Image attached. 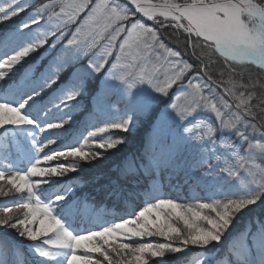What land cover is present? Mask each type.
<instances>
[{"label": "snow or ice", "instance_id": "6c2138e0", "mask_svg": "<svg viewBox=\"0 0 264 264\" xmlns=\"http://www.w3.org/2000/svg\"><path fill=\"white\" fill-rule=\"evenodd\" d=\"M169 26L196 40L195 60L169 46ZM252 73L264 81V0H7L0 196L21 194V215L4 203L0 264H264V82ZM165 179L205 195L162 196ZM136 199L133 219L85 212Z\"/></svg>", "mask_w": 264, "mask_h": 264}, {"label": "trees", "instance_id": "16d2710c", "mask_svg": "<svg viewBox=\"0 0 264 264\" xmlns=\"http://www.w3.org/2000/svg\"><path fill=\"white\" fill-rule=\"evenodd\" d=\"M173 36L179 37V39H173ZM187 34L183 33L181 29H174L173 27L169 26L168 31L163 32V37L166 38V42L169 43V46L173 48V50H181L183 49V55L184 57L191 58V60H195V56H193V47L192 45L196 43L195 39H186ZM187 45V47H185ZM196 53L198 55L203 54L206 50L202 48H197L195 49ZM224 72V80L228 79L229 74L225 71L224 68L220 66L219 63H216L215 65L210 67V74H212V77L214 80L220 79L219 73ZM252 79H254L257 82V85L259 83L264 82L260 80V77L252 73L251 74ZM249 79L248 76L244 77V80L247 81ZM55 147V145H51ZM50 146V147H51ZM139 148V142L138 139H132L129 142L128 148L125 149V151H130L132 153L136 152L137 149ZM7 161L0 160V164H6ZM118 161H113L111 162L112 167L115 168L117 165ZM70 184L72 183H77L80 184L81 182L79 181H69ZM143 183V181H142ZM163 191H174L176 192H181L182 195H185L186 197H201L204 196L205 192L202 191L199 187H197L195 184H191L190 186H186L183 181L180 183H176L175 181L169 185V182L167 179L163 181L162 187ZM87 194V192H86ZM140 203V199H136V201L133 202H127L122 208H117L115 205L109 206L107 202L103 204H92L88 208H86L85 212L86 213H91V212H96L100 213L103 217H106L109 220H121V219H129L130 214L137 208V205ZM123 212V213H122ZM258 258V257H257Z\"/></svg>", "mask_w": 264, "mask_h": 264}, {"label": "rangeland", "instance_id": "374dc122", "mask_svg": "<svg viewBox=\"0 0 264 264\" xmlns=\"http://www.w3.org/2000/svg\"><path fill=\"white\" fill-rule=\"evenodd\" d=\"M6 2H7V0H0V6H3ZM46 2H48V0H46ZM151 2L163 4L165 2V0H151ZM32 3H33V0H26V4H32ZM13 19H15V18H13ZM53 23H55V21H53ZM100 43L101 44H106V41H100ZM103 51H104V48H100L98 54H103ZM157 55H159V57L162 60L163 56H164V53L161 52V53H159ZM153 62H156V57H153ZM62 75H63V73H62ZM194 84H195V81L193 82V86H194ZM173 100L177 104L183 103L184 102V94L183 93H178L176 97H173ZM51 147H53V146H51ZM49 163H53L54 164L56 162H49ZM101 167H102V165H101ZM0 187L5 188V190H6L7 187H9V185H7L5 181H0ZM160 193H161L162 196H170L172 198H179L180 202H187L189 204L198 202V201L194 200L192 197H188V196L186 197L185 195H182L181 192H176L175 193L173 190L172 191H163V189H160ZM16 195H21V194L12 193V194H9L8 196H0V214H3L2 213V207H3L4 203H7L9 207H12L13 213L15 215H17V216L21 215L20 210H18L12 203H10V201H12L13 197L16 196ZM205 202H207V201H205ZM136 210L139 211V209H136ZM153 215H155V214L153 213ZM133 218L134 217L130 216L129 219H133ZM95 219L96 220H100V219H98V217H95ZM149 219H151V217H149ZM176 226L182 228L183 227L182 222L178 223ZM143 240L145 242H147V241L163 242L164 238L158 237V236H153V237H144ZM111 242H113V241H110V243ZM115 242L119 243L121 241H115ZM123 242H131V241L128 240L127 238H124Z\"/></svg>", "mask_w": 264, "mask_h": 264}]
</instances>
